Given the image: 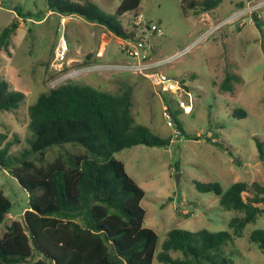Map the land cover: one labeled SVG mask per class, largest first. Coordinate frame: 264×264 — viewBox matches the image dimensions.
<instances>
[{"label":"rangeland","instance_id":"374dc122","mask_svg":"<svg viewBox=\"0 0 264 264\" xmlns=\"http://www.w3.org/2000/svg\"><path fill=\"white\" fill-rule=\"evenodd\" d=\"M47 1L3 0L0 8V34L13 22L19 24L9 50L0 45V75L11 90L24 94L18 110L0 114V133L7 135L2 147L7 142L14 143L11 156L20 157L30 149L29 106L41 94L62 84L55 81L59 74L52 67L61 37L67 40V59L72 69L125 60L118 37L83 17L49 13ZM71 1H90L106 17H113L124 0ZM192 1L204 0H143L138 12L118 18L132 32L138 17L143 16L137 26L138 35L145 34L152 59L177 55L161 70L178 81L185 92H157L148 79L129 73L92 72L71 80L110 93H116L123 84L131 85L135 123L162 138L173 136L163 117L164 105H169L182 123L185 134L173 137L168 147L136 146L114 156L124 163L128 175L145 193L141 202L146 212L144 227L155 231L159 238L154 264H164L158 255L174 229L193 233L229 230V221L236 213L224 211L215 194L200 193L197 181L217 182L225 190L236 182L264 186V168L254 140L259 137L264 142V0H223L208 13L200 6L189 9L187 5ZM147 24L158 26L163 35L150 31ZM105 46L106 56L102 57ZM227 75L234 76L232 91L222 88ZM180 102L192 108L182 110ZM239 110L246 111L245 118L235 117ZM52 149L56 150L49 152V158L62 150L58 146ZM0 190L18 210L0 226L1 237L6 225L22 219L29 199L1 166ZM257 229L264 230V215L247 225L243 237L226 248L234 264H264V254L249 240ZM178 256L173 254L174 258Z\"/></svg>","mask_w":264,"mask_h":264},{"label":"trees","instance_id":"16d2710c","mask_svg":"<svg viewBox=\"0 0 264 264\" xmlns=\"http://www.w3.org/2000/svg\"><path fill=\"white\" fill-rule=\"evenodd\" d=\"M142 1L124 0L113 17H106L90 1L48 0L47 5L64 17H83L118 38L146 41L145 34L138 35L137 26L129 32L118 19L138 12ZM222 2L192 1L187 6H200L208 13ZM182 7L186 12V6ZM18 27L15 21L1 32L0 45L5 50ZM145 27L150 29L148 24ZM233 79L227 75L222 85L225 91L233 90ZM133 93L128 84L110 93L69 81L41 94L29 106L30 149L20 157L10 155L14 143L2 147L7 135L0 133V166L29 199L22 219L12 220L0 237V264H154L159 238L144 227L146 212L141 202L145 193L114 156L136 146L168 147L173 136L162 138L135 123ZM23 101L24 94L11 90L0 75V114L15 112ZM173 115L180 134H185L177 113ZM235 117L245 118L246 111H236ZM254 140L264 168V142L259 137ZM54 146L62 150L49 158ZM223 151L232 156L229 149ZM195 186L200 193L218 196L224 211L236 213L229 230L174 229L162 244L158 260L164 264H234L226 248L264 215V186L236 182L225 190L217 182L199 181ZM13 212L18 213L15 204L0 190V226ZM249 240L264 254V230H254ZM172 253L179 256L174 258Z\"/></svg>","mask_w":264,"mask_h":264},{"label":"built area","instance_id":"2783aa9c","mask_svg":"<svg viewBox=\"0 0 264 264\" xmlns=\"http://www.w3.org/2000/svg\"><path fill=\"white\" fill-rule=\"evenodd\" d=\"M2 6L3 0H0V8ZM142 20L143 16L140 15L136 25L140 26ZM149 30L154 31L159 35H163L161 29L156 25H151ZM119 42V50L125 56L124 61L114 63L101 62L98 64L90 63L88 65L72 69V65L67 59V40L65 37H61L55 54L54 63L52 65L54 70L59 74L55 81H61L62 84H65L92 72L129 73L148 79L155 87H160L161 92L175 93L182 90L184 91V88L178 81L170 78L161 70L163 66L173 61L177 55L154 60L151 58L152 53L149 50L147 41H135L119 38ZM186 94L191 98V95L188 92H186ZM179 107L182 108V110L192 108L189 105H185L184 102H180ZM163 117L165 118L168 127L172 129L173 137L179 138L181 134L176 126L172 108L169 105L163 106Z\"/></svg>","mask_w":264,"mask_h":264},{"label":"crops","instance_id":"0c3cea01","mask_svg":"<svg viewBox=\"0 0 264 264\" xmlns=\"http://www.w3.org/2000/svg\"><path fill=\"white\" fill-rule=\"evenodd\" d=\"M49 13H53V12H52V11H50ZM69 18H70V17H69ZM92 25H95V24H92ZM100 27H101V26H100ZM102 28H104V27H102ZM108 32H109V31H108ZM109 33H110V32H109ZM104 43H105V42H103V44H104ZM104 50H106V46H105V47H103V56L101 55L102 57H104V55L106 56V53H105V51H104ZM101 56L99 55V57H101ZM102 57H101V58H99V59H100V60H102V59L104 60V58H102Z\"/></svg>","mask_w":264,"mask_h":264},{"label":"water","instance_id":"95a60500","mask_svg":"<svg viewBox=\"0 0 264 264\" xmlns=\"http://www.w3.org/2000/svg\"><path fill=\"white\" fill-rule=\"evenodd\" d=\"M88 59H90V56H88ZM157 92H161L160 87H156Z\"/></svg>","mask_w":264,"mask_h":264}]
</instances>
